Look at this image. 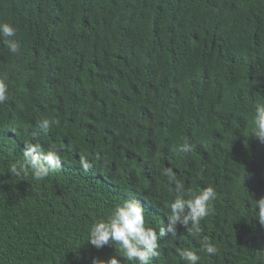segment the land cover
<instances>
[{"label":"trees","instance_id":"1","mask_svg":"<svg viewBox=\"0 0 264 264\" xmlns=\"http://www.w3.org/2000/svg\"><path fill=\"white\" fill-rule=\"evenodd\" d=\"M5 22L19 50L0 38V264L110 258L114 246L85 241L92 223L135 197L146 223L166 225L165 170L186 188L212 186L214 212L199 237L162 238L149 264H183L178 247L200 264H264L251 212L264 198V145L251 136L264 104V0H0ZM44 118L56 121L47 134ZM25 141L54 145L60 168L11 176ZM205 236L217 254L202 251Z\"/></svg>","mask_w":264,"mask_h":264},{"label":"clouds","instance_id":"2","mask_svg":"<svg viewBox=\"0 0 264 264\" xmlns=\"http://www.w3.org/2000/svg\"><path fill=\"white\" fill-rule=\"evenodd\" d=\"M16 29L10 23H0V38L12 52L19 50V45L10 37H15ZM9 99L8 85L0 80V104ZM56 121L44 118L38 122L39 130L45 134L49 132ZM251 136L264 145V104L258 103L255 107L254 126ZM22 160H15L8 165L7 172L11 176L20 177V180L31 178L41 181L51 173L56 172L62 160L54 145L45 152L40 143L25 141ZM182 151H190L185 143ZM14 152V150H13ZM80 165L87 172L92 164L81 156ZM162 175L167 177L169 183L175 185V197L167 205L170 214L167 215V224L157 227L146 223L145 207L139 199L132 197L117 204L106 218L92 223L85 240L97 249L104 246H114L116 253L108 259L93 257L91 264H149L153 258L159 257V242L167 235L177 236L178 228H184L193 237H199L202 228L201 221L214 212L212 201L216 199V191L212 186H206L202 191L195 190L177 180L171 170H165ZM258 207V210H257ZM252 217L258 218L264 225V198L252 201ZM201 249L209 256L218 253L217 246L208 237L200 241ZM176 252L183 264H200L201 256L191 249L177 248Z\"/></svg>","mask_w":264,"mask_h":264}]
</instances>
